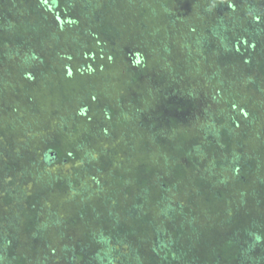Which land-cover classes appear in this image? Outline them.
Masks as SVG:
<instances>
[{"label": "trees", "instance_id": "obj_1", "mask_svg": "<svg viewBox=\"0 0 264 264\" xmlns=\"http://www.w3.org/2000/svg\"><path fill=\"white\" fill-rule=\"evenodd\" d=\"M35 102L53 123L41 166L85 168L55 189L95 198L64 222L84 226L66 264H264L261 135L244 149L264 120V0H0V224L13 207L26 238L0 236V264H49L48 229L66 239L40 219L47 189L18 194L34 187L18 168ZM91 140L106 151L87 154Z\"/></svg>", "mask_w": 264, "mask_h": 264}, {"label": "rangeland", "instance_id": "obj_2", "mask_svg": "<svg viewBox=\"0 0 264 264\" xmlns=\"http://www.w3.org/2000/svg\"><path fill=\"white\" fill-rule=\"evenodd\" d=\"M120 67L121 66L119 63L111 65V69L103 74L104 78H108V79L110 78V80L117 82L119 80L120 74H121L120 73ZM103 87L107 88V85H105ZM122 94H123L122 91L119 92L120 96H122ZM109 101L113 102L114 100H109ZM39 102H35V104L40 106L39 107L40 111H38V115H36V117L34 118V121H33V122H36V125L35 124L30 125L31 129L28 131V133L30 134L29 137L32 139L33 143L36 146V148H33L35 150L33 152H31V154H30V156H32V160H31L32 165H30V163H28V160H25L24 163H26V164L20 163V167L18 168V170H20V175L26 174V176H27L26 178H28V183L33 184L34 187H31L28 190H23V191L18 190V194H19V196H22V197H30L31 195H34L35 192L42 191L41 188L47 189V191H42L44 193H42L43 196L41 197L42 198V209H41L40 219L42 221L48 223V224H51V226H52L51 228L55 229L56 231H59L62 228L63 224H65L64 222L67 219L74 218L78 214V212H80L81 210H84V208H86L85 207L86 204L87 205H88V203L90 205L94 204L95 198L92 197V195L90 193L91 190L89 188L88 189L80 188V190H76V192L73 191L72 189L68 188V187H65V189H63V191L55 189L56 188L55 182L57 180L64 182L67 179H69V181L71 180V182H73V180H75L76 178H79L77 173L84 171L85 168L78 161H75V163H73V160H72L70 162H65L64 164L59 165L57 167H56V165H51L52 167L48 168V169H44L43 166H41L42 165L41 160L44 156L43 141L45 139L48 140L49 138L52 137V135H51L52 133H50L51 132L50 128L51 127L53 128V123H52V125L49 124L48 126H46L44 121H46L49 118L48 117L49 112H48V109L43 107V105H41ZM35 104H32L31 106L34 107ZM219 109H221L220 103L217 104V110H219ZM60 113H62V112L61 111L57 112V119L61 122L60 119H62L61 117H63V116ZM216 113L221 116L220 117L221 123L219 124L220 128L228 127L227 124H228L231 116L234 115V114H232L233 111L224 110L222 113H221V111H216ZM11 117L12 116H10L9 119H11ZM260 120H261V118H260ZM26 121H28L27 117H26ZM26 121H24V122H26ZM1 122L5 124L4 121H1ZM68 126H69V129L72 128V127H70V122H69ZM78 127H81V129L78 131L79 137L82 136L81 139H84V136L82 135L83 134L82 133V127H84V126L80 125V123H79ZM129 127L133 128L134 125L131 124ZM263 129H264V120L259 121L255 128H251V132H249V134L247 136V141H245V146H244L245 153L248 152V150H251V146H254V144L251 145L252 140L248 139V138H250V134H251V137H252V134L253 135L254 134L261 135L260 136L261 142H259L258 144L262 148H264V131H263ZM119 132L118 131L116 132L118 134L117 137H119V135H120ZM19 141L15 145L11 146L10 154H12V153L17 154V152H20V151L25 152L26 151V148H24L23 145L21 143H19ZM66 141H67V137L64 136L63 137V143L66 144ZM71 142H72V140H71ZM75 143H76V141L73 140L74 146H75ZM90 143H91V145L90 146L87 145V147H86V153L89 155H92L94 157H96V153L98 154V150L106 151V149H107V145L104 142L99 143V142L91 140ZM248 144H250V146L246 147ZM108 148H109V146H108ZM252 149H255V148H252ZM81 152L83 154H80V159L85 161L88 156H85L84 151L81 150ZM250 153H252V150L250 151ZM10 154H9V156H10ZM90 158H92V157H90ZM0 159H2V158L0 157ZM21 162H23V160H21ZM1 168H3L2 164L0 165V170H1ZM46 170H49V171H46ZM37 174L41 178H43L45 176L47 178V182L37 184L36 183ZM43 174H44V176H43ZM20 175L17 176L18 178L16 177V174L13 176H12V174L4 175V177L13 178L16 181V183H18V180H21ZM103 178H105V177H103ZM103 178H100V179H103ZM255 181L256 180L254 178L249 179V182H248L249 186L250 187L253 186L255 184ZM87 182L92 183L93 178L88 179ZM181 200H183V199H181ZM18 202L19 203L16 204L17 207H20V208H22L23 206H24V208L26 207V204L24 201L22 202L21 200H19ZM16 218L17 217H14L13 207L6 208L5 213L3 210V219H2L1 224H0V236L8 237V238L11 237V238H15V239H18L21 241L23 239H26L24 236V233H22V230L20 231V229L18 228V225L16 223V220H17ZM80 225H84V224H80ZM83 228H84V226H77L76 228L71 229L66 225V227L63 229V233H64V236L66 239L61 240V241H58L56 239V233H54L53 230L48 229V231H50V232H48L49 234H47L45 236V238H46L45 240L47 242L46 245L49 248V252L50 253L53 252V254H52L53 260L49 264H66V259H69L71 254H69L68 252L67 253L62 252V248H63V246L72 247L73 246L72 244H75L76 241L80 240ZM39 238L43 241L44 236L43 237L40 236ZM41 248H42V246H41ZM108 252L110 253V251H107V253Z\"/></svg>", "mask_w": 264, "mask_h": 264}]
</instances>
